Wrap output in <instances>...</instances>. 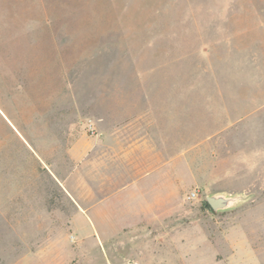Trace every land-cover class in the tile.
Wrapping results in <instances>:
<instances>
[{
    "label": "rangeland",
    "instance_id": "rangeland-1",
    "mask_svg": "<svg viewBox=\"0 0 264 264\" xmlns=\"http://www.w3.org/2000/svg\"><path fill=\"white\" fill-rule=\"evenodd\" d=\"M114 128L152 137L168 173L162 228L106 239L103 261L92 246L88 262L23 260L17 210L8 230L2 208L63 190L44 176L50 147L59 168L65 144L90 149ZM80 162L74 190H112ZM216 191L249 198L214 212L203 201ZM128 260L264 264V0H0V264Z\"/></svg>",
    "mask_w": 264,
    "mask_h": 264
},
{
    "label": "crops",
    "instance_id": "crops-1",
    "mask_svg": "<svg viewBox=\"0 0 264 264\" xmlns=\"http://www.w3.org/2000/svg\"><path fill=\"white\" fill-rule=\"evenodd\" d=\"M153 149L150 135L148 138L136 135L132 140L121 128H114L104 135V141L90 149L65 144L64 162L58 168L57 149L50 147L44 176L52 177L54 182L60 177L65 182L63 190L21 192L18 197L26 200L16 201L13 207L11 202V206L2 208L6 221L3 229L8 230L14 229L13 208L17 210V245L29 247L22 250V259L88 262V246L95 247L96 255L102 258L106 239L120 238L118 244L126 245L125 231L162 228L161 220L168 214V173L166 169L163 173V163L159 157H154ZM36 158L44 161L41 156ZM75 158L81 159V177H98V181L111 182L112 190L97 191L94 195L97 200L93 202L89 199L94 193L74 190ZM36 198L39 200H34ZM108 198H112L111 211L106 207ZM66 230L76 235L75 243L65 235Z\"/></svg>",
    "mask_w": 264,
    "mask_h": 264
},
{
    "label": "water",
    "instance_id": "water-1",
    "mask_svg": "<svg viewBox=\"0 0 264 264\" xmlns=\"http://www.w3.org/2000/svg\"><path fill=\"white\" fill-rule=\"evenodd\" d=\"M249 198L248 194L236 192L228 193L226 191H216L208 193L205 196V201L214 212H222L234 209L244 203ZM132 264V260H128L127 263Z\"/></svg>",
    "mask_w": 264,
    "mask_h": 264
},
{
    "label": "built area",
    "instance_id": "built-area-1",
    "mask_svg": "<svg viewBox=\"0 0 264 264\" xmlns=\"http://www.w3.org/2000/svg\"><path fill=\"white\" fill-rule=\"evenodd\" d=\"M195 195H196L195 192L190 193V197H194Z\"/></svg>",
    "mask_w": 264,
    "mask_h": 264
},
{
    "label": "trees",
    "instance_id": "trees-1",
    "mask_svg": "<svg viewBox=\"0 0 264 264\" xmlns=\"http://www.w3.org/2000/svg\"><path fill=\"white\" fill-rule=\"evenodd\" d=\"M203 204H204V206L208 207V205H207V203H206L205 200L203 201ZM208 208H209V207H208ZM210 210H211V209H210Z\"/></svg>",
    "mask_w": 264,
    "mask_h": 264
}]
</instances>
